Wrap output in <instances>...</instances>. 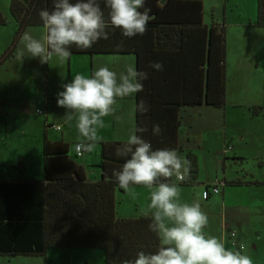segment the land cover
I'll use <instances>...</instances> for the list:
<instances>
[{
	"label": "crops",
	"instance_id": "obj_1",
	"mask_svg": "<svg viewBox=\"0 0 264 264\" xmlns=\"http://www.w3.org/2000/svg\"><path fill=\"white\" fill-rule=\"evenodd\" d=\"M163 2L162 0L160 4H163ZM201 2L203 7L202 28L200 30L199 27L194 28L192 30L194 35L192 37L189 35L187 43L190 46V50L183 55L185 61L167 49L156 50L153 56L151 53V58L153 59H148L149 57H147L145 62L141 58L139 71H146L149 74L148 79L143 81L148 97L142 98V101H147L150 97H152V100H157L159 99L158 94L161 95V99L167 101L168 98L165 96L167 93L179 98H182L185 94L187 100H205L210 32L214 26H222L225 38L224 107L218 109L202 104L200 106L180 108L178 112L179 127L177 130V145L180 150L177 152L184 158L187 153L192 154L195 156L196 162L197 154L194 151L200 150L203 153L206 150L208 154L212 153V156L216 158V160H212L219 165L220 171L208 178L206 180L208 182L205 184L198 179V172L195 185V187L204 185V192L209 191V196L205 200H208L211 195H218L210 199L217 202L219 209L206 212L209 220L208 226L209 228H214V236L222 240L227 249L240 250L242 254L252 258L253 264H264V186L247 184L249 182H264V92H262L264 91V29L254 26L256 0H252V2L249 0H201ZM244 10L247 11V16L243 15L242 12ZM203 32L206 34L205 37H202ZM21 48H23V45L20 41L16 52L2 67L18 65L14 69L16 72H13L15 77L19 76L20 72L25 71L24 69L27 68V72L31 71L35 78L32 76L29 81L24 82L4 81L1 84L0 108L8 113L10 109L21 107L23 104L20 101L21 99L23 101L34 99L39 105H43L44 113L40 112L44 115V128L47 129L50 124L60 127L59 130H56L58 132L55 133L56 135L46 133L45 130L43 134H45L47 140L67 144L69 155L73 156V145L79 144L82 138L79 137L76 126L73 123L76 122L75 118L68 122L64 115L66 110L57 105V93L63 90L62 85L68 81H57L55 72H53L51 77L48 73L46 81L43 71L44 64H41L38 58H30L31 61L29 63H26V56L21 60L16 55ZM146 56H150V53L148 52ZM66 61L69 64L70 73L73 67L74 76L78 73L91 75L100 66H108L111 70L117 72L118 75L121 72H125L129 65H134L136 70H138L134 55H73ZM156 62L163 65V70L155 71L150 67ZM17 67L19 68L17 69ZM177 71H184V76H181ZM68 77H70V74ZM212 79L213 76H211L210 81ZM148 81L159 83L153 95H149ZM179 81H190V83L182 85ZM160 83L161 90H159ZM19 86H22L23 89L19 90ZM16 93H20L21 97H18ZM3 94L7 95V97L2 96ZM136 104V95L118 100L114 106L116 109L114 114L104 118L106 127L99 130L98 135L102 139L97 143L96 148L99 149V144L104 141L126 143L128 136L136 128V112H134ZM227 104L232 108L239 109V116L237 115L236 120L233 122L227 120V111H225ZM209 110H218L221 113L220 121L223 127L219 135L213 132ZM121 117L125 119L123 124L120 122ZM230 125L233 131H229ZM183 126H185V131L182 136ZM211 134L213 137L210 138ZM197 135L199 138H197ZM207 144L210 146H207ZM214 145L217 146L213 148ZM218 147L220 148L217 151ZM212 149H214V152ZM34 155L36 158L27 160L30 159L28 157L27 161L22 157L21 166L18 165L17 169H13V173L17 172L16 175L11 176V178L1 179L42 182L44 176L42 147L41 152L38 150ZM91 156L92 158L88 152H84L81 158L76 161L78 166L88 170L86 176L90 181L95 180L98 174L87 167L98 164V151L94 150ZM202 160L205 163L207 158L203 156ZM215 180H219L223 184L219 187L218 194L212 192V184ZM237 180L244 184L240 186L229 185V183ZM134 189L137 192L140 189H145L146 191H140L141 193H136V195L145 194L147 196L145 201L149 202V189L143 187H134ZM139 217L145 216L141 214L128 218ZM230 233H234L233 238ZM74 252L71 251L72 254H75ZM91 257L93 258L94 255H81L79 261L81 264H90L89 258Z\"/></svg>",
	"mask_w": 264,
	"mask_h": 264
},
{
	"label": "trees",
	"instance_id": "obj_2",
	"mask_svg": "<svg viewBox=\"0 0 264 264\" xmlns=\"http://www.w3.org/2000/svg\"><path fill=\"white\" fill-rule=\"evenodd\" d=\"M161 1L146 0L145 6L151 8L150 15L153 18L143 36L127 39L121 36L119 30H109L108 40H100L89 49L73 46L69 57L134 55L138 71L141 68V58L144 62L147 57L153 59L151 57L158 49H167L183 59V55L190 50L187 42L189 35H194L192 30L202 28V2L163 0V4H160ZM53 3L54 0L10 1L8 12L16 30L7 51L0 56V67L13 56L26 29L43 28L38 13L41 9L52 11ZM100 4L107 18L108 10L104 8L103 0H100ZM6 24V19L0 14V27H5ZM254 26L264 29V0H256ZM205 36L203 32L202 37ZM224 43L222 26L211 28L205 100H187L185 94L179 98L167 93L165 96L168 100L165 101L158 94L159 99L152 100L150 97L144 101L149 106L147 113L136 112V128L148 129L145 133L136 134L149 141L154 150H180L177 145L180 108L202 104L218 109L224 107ZM148 52L150 56H146ZM177 73L184 76V71ZM179 82L182 85L190 83ZM158 84L156 81H148L149 95H153ZM145 97H148V92L144 89L136 95L137 104ZM154 124L161 126V135L152 134ZM123 144L124 142L108 141L99 144L98 164L87 167L96 171L98 176L90 181L86 176L88 170L76 164L77 159L81 158L76 155V144L73 145L74 154L70 156L67 144L50 142L43 134V181L0 180V257H42L48 251L58 250L99 251L103 254V264H123L125 260H134L139 251L154 253L158 240L149 230L150 218L116 217L115 192L119 186L113 173L121 169L125 159L130 158L116 154V150ZM185 158L191 161L190 179L179 186L193 188L198 174L196 158L190 153ZM230 184L240 186L244 183L237 180ZM247 184L264 186V182ZM208 196L209 191H206L205 197Z\"/></svg>",
	"mask_w": 264,
	"mask_h": 264
},
{
	"label": "clouds",
	"instance_id": "obj_3",
	"mask_svg": "<svg viewBox=\"0 0 264 264\" xmlns=\"http://www.w3.org/2000/svg\"><path fill=\"white\" fill-rule=\"evenodd\" d=\"M146 0H54L52 11L41 9L38 13L44 35L37 39L31 30L21 36V60L25 53L48 64L54 58L66 61L70 49H89L100 40H108L110 31L119 30L123 38L143 36L153 18ZM123 43V40L121 41ZM155 71L163 70L159 62L150 65ZM148 72L138 71L129 65L117 74L108 66H100L91 75L76 74L62 85L57 93V105L64 108L68 122L74 118L81 142L78 153H91L102 139L99 130L106 127L105 119L114 114L118 100L134 97L144 90L143 81ZM149 106L140 101L134 112L147 113ZM121 124L125 122L120 118ZM146 127H137L126 143L116 150L125 159L121 169L113 173L120 189L131 191L139 186L150 190L149 202L142 210L150 218L149 230L158 240L156 251H139L134 260L123 264H253L252 258L240 250L225 247L222 240L205 234L209 223L200 203H183L180 184L190 179L191 161L175 149H153L142 135ZM161 126L154 124L152 134L159 136ZM175 178V182H173Z\"/></svg>",
	"mask_w": 264,
	"mask_h": 264
},
{
	"label": "rangeland",
	"instance_id": "obj_4",
	"mask_svg": "<svg viewBox=\"0 0 264 264\" xmlns=\"http://www.w3.org/2000/svg\"><path fill=\"white\" fill-rule=\"evenodd\" d=\"M10 1L11 0H0V14L7 21L5 27H0V54L4 50H5L4 52L7 51L8 47L10 46L13 40L16 30L15 24L11 20L8 12ZM249 1L252 2V0ZM242 13L243 15L246 16L248 14L247 11L245 10ZM28 30H31L32 35L37 39L41 38L44 35V29L41 28H30ZM18 46L19 43L16 46V49L18 48ZM16 49L14 50V52H16ZM20 50H22V48ZM16 55L19 56L18 54ZM25 56L27 57L26 63H29L31 60L28 57V54L25 53ZM72 62H74V60H72ZM15 66L18 65H11L9 67H5V66L0 67V91L2 88L1 84L4 81L24 82V81H29L30 77L32 76L33 78H35L31 71L27 72V68L24 69L25 71L23 72L21 71L19 76L15 77V75H13V72H16L14 70ZM18 68L19 67H17V69ZM69 69L70 68L67 61L60 62L58 59L55 58L52 61H49L48 64H44L43 67L46 81L48 79L47 74L49 73L51 77L53 72H55L54 74L57 81H70L74 76V69L73 67L71 68V73ZM69 74L70 77H68ZM18 89L19 90L23 89V87L21 86ZM16 94L18 95V97H21L20 93H16ZM2 96L7 97V95L5 94H3ZM20 101L23 102L21 107L19 106L16 109H10L8 113L6 111H2L0 108V180H2L1 178H7V177L11 178V176L16 175L17 172L13 173V169H17L18 165L21 166L20 163L23 158L25 161L32 160V158H36L34 153L38 150L41 152L43 132L45 130L46 133H52V135H56L55 133H58L56 131L57 130L56 128L58 126H52L50 123H49L51 125V127L49 125L50 128L49 127L48 128L46 127L47 129L44 128L43 125L44 115L38 113V111H42V113H44L43 105H39L38 102L34 101V99H27L25 101L21 99ZM226 107L227 108L225 111H227V120L228 121L231 120L232 122L235 121L237 115L239 116L240 113L239 109L232 108L230 107L229 104H227ZM209 111H210L209 116L211 118V122H212L211 125L213 127V132L219 135L221 133V128L223 127V124L220 121L221 113L218 110H209ZM73 123L76 124V122ZM228 129L229 131H233L231 125L230 128ZM184 131H185V126H183L182 128V136ZM209 137L211 138L213 137V135L211 134V136ZM197 138H199L198 135ZM207 146L210 145L207 144ZM215 146L217 145H214L213 148H215ZM219 148L220 147H218L217 151L219 150ZM94 150H96V152L98 151V157H99V149L95 147ZM94 150L91 153H89L91 158H92L91 155H93ZM212 150L214 152V149ZM194 152L197 154V162L199 166L198 179L203 184H205L206 182H208L206 181L208 178H211L214 174L220 171V168L218 167L219 165L214 163V160H216V158L212 156V153L208 154L206 150L203 153L200 150ZM203 156L207 158V160H205V163L202 160ZM28 157H30V159H27ZM174 180L175 179L173 178V182H175ZM180 189H181V194H180L181 202L189 203V204L198 202L201 205L202 211H204L205 213L208 210L216 211L219 209L217 202L214 200H210L218 195H211V197L208 199L210 201L205 200L204 185L198 187L196 186L195 188L180 187ZM131 191L132 192L125 191L123 189L116 190L115 196L117 202L116 205L117 218H128L131 216H137L143 214L142 210L147 205V202L145 201V198L147 196L145 194L136 195V193H141L140 191H146V190L140 189L137 192V190L132 189ZM205 234L209 236H214V228H209V226L207 225L205 229ZM74 253L75 254H72L71 251L58 250V251H48L42 257H31V256L0 257V264H81V262L79 261V257L81 255H87V254L94 255L93 258L92 257L89 258L90 264H103L102 252L75 251ZM97 257L99 260L97 259ZM86 262H88V260H86Z\"/></svg>",
	"mask_w": 264,
	"mask_h": 264
},
{
	"label": "built area",
	"instance_id": "obj_5",
	"mask_svg": "<svg viewBox=\"0 0 264 264\" xmlns=\"http://www.w3.org/2000/svg\"><path fill=\"white\" fill-rule=\"evenodd\" d=\"M38 113L40 114L41 112L38 111ZM41 114H42V113H41ZM56 129L59 130L60 127H57ZM75 152H76L77 157H81V156L83 155V153H84V152H83L82 154H81V153H78V152L76 151V146H75ZM222 185H223V184H222L219 180H215V181L213 182V184H212V192H213L214 194H218V193H219V187L222 186ZM205 195H206V192L204 193V198L206 199ZM230 236L233 238V237H234V233H230ZM241 249H243V248L241 247Z\"/></svg>",
	"mask_w": 264,
	"mask_h": 264
}]
</instances>
